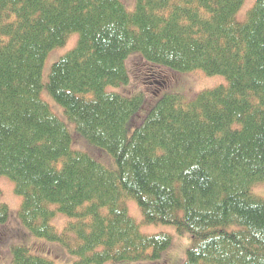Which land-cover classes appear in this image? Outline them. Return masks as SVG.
<instances>
[{
    "label": "trees",
    "instance_id": "trees-1",
    "mask_svg": "<svg viewBox=\"0 0 264 264\" xmlns=\"http://www.w3.org/2000/svg\"><path fill=\"white\" fill-rule=\"evenodd\" d=\"M124 1L0 0V177L21 197L23 232L72 264L160 261L171 238L140 233L131 199L144 224L189 237L183 264H264V0L244 23V0ZM73 34L45 87L114 172L101 151L71 150L79 139L39 97L47 53ZM132 53L151 97L107 91L128 84ZM197 70L226 85L188 102L170 94L165 75ZM56 212L69 219L60 233ZM7 217L0 204V225ZM29 241L10 248V264H54Z\"/></svg>",
    "mask_w": 264,
    "mask_h": 264
},
{
    "label": "rangeland",
    "instance_id": "rangeland-1",
    "mask_svg": "<svg viewBox=\"0 0 264 264\" xmlns=\"http://www.w3.org/2000/svg\"><path fill=\"white\" fill-rule=\"evenodd\" d=\"M135 0H127L125 2V6L130 11L134 4ZM256 0H244L242 6L237 11V15L235 17L237 22L244 23L246 21V17L248 11L253 7ZM79 35L73 34L65 42L64 46L56 47V49L47 53L46 59L43 63V69L41 72V83L42 90L39 93V97L42 99L44 103H46L47 107L50 108L51 113L55 116L59 121L61 120L64 123L65 128L68 130L71 135L74 133L79 140L75 142V144H71V150L86 153L89 156L90 153L86 148L93 151V149L102 152L101 160L98 162L103 166L104 169L109 170L110 172H114L115 164L114 160L110 156V154L106 150H100L92 147L88 144V142L81 138L76 132L74 125L71 121H69L63 109L57 105L54 99L50 96L49 92L45 85L47 84L48 74L52 67V64L57 62V60L63 57L68 51L74 49L77 45V39ZM125 69L128 74V84L120 87H112L107 88L108 92H115L120 95L131 96L136 93V91H140L142 93H146L148 96L151 95L150 92L151 86L146 85L144 77L148 73L147 66L145 61L140 58L138 53H132L125 61ZM169 75H165L167 77L165 80L167 81V87L174 89L169 91L170 94H181L184 98V101L188 102L191 99H194L199 93L202 91H206L209 89H213L219 87L220 85H226L225 79L221 76H206L201 70L187 72L183 76H176V78L171 79L168 77ZM162 78V77H161ZM177 80V81H176ZM178 87V88H176ZM126 93V94H124ZM130 93H134L129 95ZM256 193V191H255ZM21 197H18L14 194V185L9 178L0 177V204H4L8 208V221L5 224L0 225V264H10L11 263V250L12 246H27V244L21 243L22 241H29V245L31 249H37L38 251H42V253L47 252L50 259L54 264H72L74 262V257L65 252V250L60 247L56 243H50L46 240L36 239L29 236L28 239L25 233H28L25 228L20 224V220L18 217V212L20 209ZM126 211L128 215L132 218V220L138 225L139 232L151 236L155 234H167L171 238L170 247L162 254V259L157 262L152 263H141V264H183L186 254V249L190 245L189 237L187 235L180 236L175 228L167 225H155L150 224L146 225L142 222V214L138 209L136 203L131 199H128L125 203ZM55 205L49 206L50 210L55 209ZM69 219L65 215H61L59 213H55V216L50 221V225L55 228L57 232H62L66 223ZM19 225V226H18ZM22 228V230L20 229ZM25 233H24V232ZM29 235V234H28ZM18 241V242H16ZM14 242V243H12ZM11 244V245H10ZM9 245V249H8ZM62 253L60 252V250ZM9 252V253H8ZM164 255V256H163ZM110 264V263H109ZM120 264H130V263H120ZM137 264V263H131ZM139 264V263H138Z\"/></svg>",
    "mask_w": 264,
    "mask_h": 264
}]
</instances>
